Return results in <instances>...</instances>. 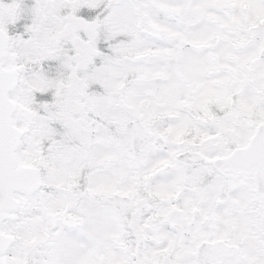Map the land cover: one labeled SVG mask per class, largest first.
Returning a JSON list of instances; mask_svg holds the SVG:
<instances>
[{
  "label": "snow or ice",
  "instance_id": "snow-or-ice-1",
  "mask_svg": "<svg viewBox=\"0 0 264 264\" xmlns=\"http://www.w3.org/2000/svg\"><path fill=\"white\" fill-rule=\"evenodd\" d=\"M0 264H264V0H0Z\"/></svg>",
  "mask_w": 264,
  "mask_h": 264
}]
</instances>
